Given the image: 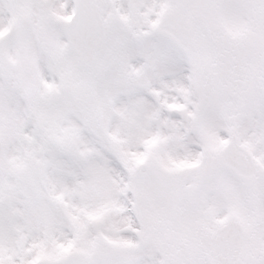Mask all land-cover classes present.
Listing matches in <instances>:
<instances>
[{
  "label": "snow or ice",
  "instance_id": "6c2138e0",
  "mask_svg": "<svg viewBox=\"0 0 264 264\" xmlns=\"http://www.w3.org/2000/svg\"><path fill=\"white\" fill-rule=\"evenodd\" d=\"M0 264H264V0H0Z\"/></svg>",
  "mask_w": 264,
  "mask_h": 264
}]
</instances>
